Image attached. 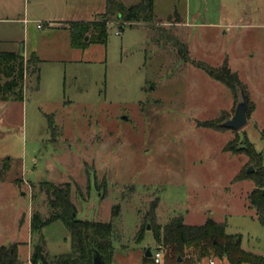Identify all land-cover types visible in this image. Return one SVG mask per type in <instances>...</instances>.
Here are the masks:
<instances>
[{
	"label": "rangeland",
	"instance_id": "obj_1",
	"mask_svg": "<svg viewBox=\"0 0 264 264\" xmlns=\"http://www.w3.org/2000/svg\"><path fill=\"white\" fill-rule=\"evenodd\" d=\"M35 1L29 7L43 11L52 0ZM53 1L72 18L104 10L100 0ZM153 11L150 23L121 29L110 22L106 42L85 49L70 46L67 28L0 20V52L27 58L35 51L40 59L37 87L26 71L23 100L0 101V245L17 243L26 264L38 242L50 258L71 251L62 220L31 230L34 213H50L43 181L70 184L78 219L112 220L113 264H141L138 250L153 248L149 223L143 239L136 233L155 198L161 225L178 215L187 224L213 218L243 248L264 250V225L248 201L254 182L246 171L254 165L224 148L233 139L243 145L246 134L264 164V0H153ZM175 16L183 26L170 23ZM169 34L187 44L189 61ZM191 59L214 67L227 59L237 72L253 103L242 127L197 125L229 119L242 92L238 86L233 94Z\"/></svg>",
	"mask_w": 264,
	"mask_h": 264
},
{
	"label": "trees",
	"instance_id": "obj_2",
	"mask_svg": "<svg viewBox=\"0 0 264 264\" xmlns=\"http://www.w3.org/2000/svg\"><path fill=\"white\" fill-rule=\"evenodd\" d=\"M155 19L153 0H138L136 3L126 5L123 0H105L104 11L91 20H72L67 23L72 48L85 49L89 43H105L108 24L115 21L121 29L126 25L143 22L150 23ZM179 20L178 16H175ZM171 20V17L168 19ZM162 29V28H161ZM173 45L177 48L185 61H189V49L185 42L169 34ZM38 56L31 52L27 58L23 53L15 50L0 52V101L23 100V81L26 71L35 74L36 87L39 80ZM196 67L203 69L211 78L225 84L233 94L237 87L245 96L247 111L251 112L253 103L248 99V94L241 85L238 74L232 71L227 59L219 66H211L202 61L190 60ZM218 119L197 121V125L210 128H225ZM264 138V129H262ZM226 150L247 155L254 165L252 171L247 172L254 182V187L248 194V201L255 209L258 220L264 224V164L261 153L256 151L253 144L243 134V145L236 146V140L229 141ZM4 168H7L5 166ZM3 168V169H4ZM2 174H0L1 178ZM248 176V175H247ZM243 177L236 176V179ZM40 188L48 195L49 216L41 219L34 213L31 217V230H40L41 226L54 219H60L66 224L71 234V251L50 258L44 252L42 242L33 246L29 256V264H92V255L98 251L105 262L113 252L112 235L114 225L112 220L107 222L82 220L76 217V208L70 199V184H55L43 181ZM158 198L152 200L144 215V222L137 230L136 239L141 240L147 223L151 227L153 238L157 246H162L165 263H174L178 257L185 263L197 262L204 257L212 255L224 257L231 264H264V257L240 246V238L226 232L223 222L207 218L202 224H187L183 217H172L164 225L156 221V207ZM119 205L112 207V218L118 215ZM17 243L0 245V264H26L19 258ZM190 250L189 253H185ZM191 253L195 254L193 258ZM184 255H188L186 258ZM145 259H151L146 257Z\"/></svg>",
	"mask_w": 264,
	"mask_h": 264
},
{
	"label": "crops",
	"instance_id": "obj_3",
	"mask_svg": "<svg viewBox=\"0 0 264 264\" xmlns=\"http://www.w3.org/2000/svg\"><path fill=\"white\" fill-rule=\"evenodd\" d=\"M101 1L104 5V8H105V0H100V7H101ZM35 2H39V1L36 0ZM35 2H34V4H35ZM14 3H15L14 5L10 6V5H8L7 0H0V20H10V21H14V22H21V23H24L25 25L28 24L29 22H33L36 20V21L43 22L42 24L49 26L50 28H53L56 30L67 28V23L69 21H72V20H91L97 14H100L104 11V10L103 11L102 10H93L92 18H89V19L77 18V17L72 18V17H68L64 13H62L59 9L60 4H58L56 1H53V0L48 3L47 9L45 8L46 10H43V11H41L40 7H38V6L35 8H30L29 7V0H14ZM16 3H17V5H16ZM18 6H21L22 9L18 8V10H17L16 7H18ZM178 17H179V20L172 18L170 23L174 24V25H182L183 26L185 23L184 20L180 16H178ZM38 25H40V23H38L37 26ZM69 44H70V38H69ZM32 52H34L37 55V53L35 51H32ZM232 235H236V234H232ZM137 241H139V240H137ZM154 245H153V248L148 247L145 249L143 248V249L138 250V254H137L138 260L141 264H152V258L151 259H145V258L151 257L152 251L157 246L156 243H154ZM240 246H241V242H240ZM241 248L246 250V251H250V252H253L255 254H258V255H261L262 257H264V250H256L255 251V250H251V249H245L242 246H241ZM147 250L150 251V253H151L150 255H146ZM139 251H140V253H139ZM141 252H144V254L142 255ZM114 253H115V251H114V246H113L112 255L106 263L113 264ZM30 254H31V252L29 253L27 259H29ZM166 264H231V263H229L226 260V258H224V257H221V258H219V257L218 258H211L210 257L207 260H200V261L193 262V263H185V262L180 260V261H176L174 263H166Z\"/></svg>",
	"mask_w": 264,
	"mask_h": 264
},
{
	"label": "water",
	"instance_id": "obj_4",
	"mask_svg": "<svg viewBox=\"0 0 264 264\" xmlns=\"http://www.w3.org/2000/svg\"><path fill=\"white\" fill-rule=\"evenodd\" d=\"M247 120V101L245 96L242 94V100L236 105V108L234 110L233 115L221 123L222 126L226 128H233V129H239L242 127ZM253 170L252 166H249L247 168V172H250ZM149 227V225H148ZM150 251H146V255H150ZM181 258L178 257V261H180ZM92 264H109L106 263L102 257V255L98 251H94L92 255Z\"/></svg>",
	"mask_w": 264,
	"mask_h": 264
},
{
	"label": "built area",
	"instance_id": "obj_5",
	"mask_svg": "<svg viewBox=\"0 0 264 264\" xmlns=\"http://www.w3.org/2000/svg\"><path fill=\"white\" fill-rule=\"evenodd\" d=\"M151 258H152V264H166L163 261V247L160 245L156 246L152 251Z\"/></svg>",
	"mask_w": 264,
	"mask_h": 264
}]
</instances>
